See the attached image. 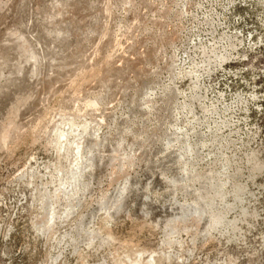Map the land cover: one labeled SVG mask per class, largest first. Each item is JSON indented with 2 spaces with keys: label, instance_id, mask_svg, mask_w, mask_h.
Masks as SVG:
<instances>
[{
  "label": "rangeland",
  "instance_id": "obj_1",
  "mask_svg": "<svg viewBox=\"0 0 264 264\" xmlns=\"http://www.w3.org/2000/svg\"><path fill=\"white\" fill-rule=\"evenodd\" d=\"M0 264H264V0H0Z\"/></svg>",
  "mask_w": 264,
  "mask_h": 264
},
{
  "label": "bare ground",
  "instance_id": "obj_2",
  "mask_svg": "<svg viewBox=\"0 0 264 264\" xmlns=\"http://www.w3.org/2000/svg\"><path fill=\"white\" fill-rule=\"evenodd\" d=\"M92 106H94L93 104H92ZM104 122V121H103ZM68 125H71L72 127H74L73 126V122H68ZM61 129V128H60ZM60 131V130H59ZM65 131V130H64ZM62 132L61 133V135H60V138L61 139H66L65 140V142H69V140H68V137L66 136V134L67 133H65V132ZM88 140V139H87ZM60 142V141H59ZM85 138H80V140L79 141H76L75 143H74V145L73 146H75V148H74V151L75 152H77V155H82V151H83V149H84V145H85ZM63 144V143H62ZM85 152V151H84ZM91 159V158H90ZM93 160V159H92ZM88 162H89V160H88ZM92 161L90 160V164L89 165H91L92 163H91ZM77 164V163H76ZM82 164V163H81ZM88 165V166H89ZM75 167V166H74ZM90 167V166H89ZM84 169H87V167H84V163H83V165H78L74 170H72V176H73V181H74V185H75V187L76 186H78L79 184H81V179L83 178V173H84ZM66 175V174H65ZM85 177V176H84ZM68 181V180H67ZM71 181V180H70ZM69 183V182H68ZM67 183V184H68ZM64 185H66V184H64ZM70 185V184H69ZM69 188V187H68ZM78 188V187H77ZM75 188H73V190H74ZM73 190H71L70 191V193H69V196L70 195H72V193H73ZM75 191V190H74ZM49 196V195H48ZM47 196V197H48ZM59 195H57V197H58ZM45 197V196H44ZM50 197V196H49ZM71 197V196H70ZM58 199V198H57ZM43 201V210L46 212V214L43 216V222H42V224H43V228H44V230H48L49 228H50V225L53 223V221L57 218V216H58V211H57V209H56V207H55V205H54V203H48L47 202V204L44 202L45 200H42ZM206 203V202H205ZM48 204L50 205V206H48ZM56 204V203H55ZM75 205V204H74ZM75 207V206H74ZM73 208V207H72ZM215 220H216V222L218 223L219 222V218L218 217H216V218H214ZM55 224V223H54ZM218 224H220V223H218Z\"/></svg>",
  "mask_w": 264,
  "mask_h": 264
}]
</instances>
